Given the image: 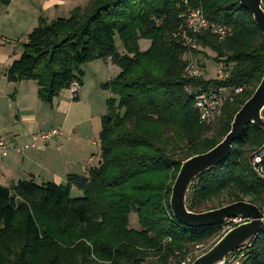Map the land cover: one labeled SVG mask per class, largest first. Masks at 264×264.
Here are the masks:
<instances>
[{"label":"trees","instance_id":"16d2710c","mask_svg":"<svg viewBox=\"0 0 264 264\" xmlns=\"http://www.w3.org/2000/svg\"><path fill=\"white\" fill-rule=\"evenodd\" d=\"M184 1L87 0L66 18H40L27 35L5 75L10 82L34 81L44 104L51 105L74 81L82 86L87 62L109 58L119 72L102 83L113 97L100 121L99 161L87 175L67 174L59 184H0V264H132L151 249L165 260L222 229L179 223L169 206L171 185L183 160L224 137L264 76V37L237 0H186L230 28L223 40L209 31L197 34L198 49L225 62L227 77H189L177 35ZM140 39L150 41L146 50H140ZM218 85L244 88L224 105L216 125H202L193 96ZM263 143L262 130L245 126L229 157L193 180L187 208L204 211L203 204L222 195L227 204L247 197L263 207L264 180L252 164L264 152ZM260 167L264 173V153ZM73 190L81 195L72 197ZM131 212L139 228L130 227ZM250 243L245 263L264 264V226Z\"/></svg>","mask_w":264,"mask_h":264},{"label":"crops","instance_id":"0c3cea01","mask_svg":"<svg viewBox=\"0 0 264 264\" xmlns=\"http://www.w3.org/2000/svg\"><path fill=\"white\" fill-rule=\"evenodd\" d=\"M86 1L0 0V138L10 146L7 156L0 161V184L3 186L29 179L40 184L50 181L51 176V182L59 184L61 176L54 173L59 171L63 176L71 173L87 175L84 165L88 164L89 169L94 166L95 158L90 155L82 164L83 173L67 172V168L75 165L82 156L78 151L67 154L73 160H67L66 156L57 159L46 142L30 145L32 136L48 131L44 128L51 121L50 110L54 109L57 97L51 105L44 104L37 96V85L32 81L10 82L5 75L11 63L20 56L27 35L37 26L40 18H66L73 8ZM73 98H79L78 92ZM59 165H64L65 169L56 168Z\"/></svg>","mask_w":264,"mask_h":264},{"label":"water","instance_id":"95a60500","mask_svg":"<svg viewBox=\"0 0 264 264\" xmlns=\"http://www.w3.org/2000/svg\"><path fill=\"white\" fill-rule=\"evenodd\" d=\"M249 11L253 21L264 37V9L262 0H237ZM264 76L249 98L235 112L229 131L206 152L192 155L180 164L171 186L169 206L173 217L188 228L222 226L227 219L241 217L246 221L225 231L219 239L191 264H218L234 249L250 243L261 231L264 223L261 211L256 205L245 200L232 202L200 212L190 211L186 196L195 178L225 161L245 126L252 124L264 133ZM262 148H264V143Z\"/></svg>","mask_w":264,"mask_h":264},{"label":"rangeland","instance_id":"374dc122","mask_svg":"<svg viewBox=\"0 0 264 264\" xmlns=\"http://www.w3.org/2000/svg\"><path fill=\"white\" fill-rule=\"evenodd\" d=\"M138 45L140 50H146L150 45V41L140 39ZM115 47L119 53L124 52V47L117 37L115 38ZM199 50L196 55L198 57V63L203 68V75L211 77L213 76L214 68L218 64V61L214 59L215 54L207 49L201 48ZM81 69L83 72L81 77L83 85L78 91L79 98H73L76 96V93L72 94L70 91L65 92L62 90L56 98L54 109L50 110L52 114L51 121L44 128V130L60 128L64 133V136L55 137L46 141L47 145L50 146L49 149L53 150V156L55 158L59 159L60 157L66 156L67 160H73L72 157L67 155L71 154L72 151H78L82 155L75 165L66 170L67 172L80 174L83 173L82 164H85L90 155H93L95 158L93 159V165L96 166L98 164L100 121L106 111L107 99L113 97L109 90L102 87V83L113 79L119 72V67L113 64L110 59L106 58L87 62ZM32 82V84L36 85L34 81ZM68 135L70 136L69 139L66 138ZM87 166L88 164H86V170L89 169V166L88 168ZM56 168L64 170L65 166L59 165ZM54 174H60V183L66 182V176H63L62 173L58 171ZM49 179L53 181L52 176ZM80 195L81 193L78 190L71 192L72 197H78ZM243 200H247V197ZM227 201L226 195H222L219 198L203 204L201 210L220 207L227 204ZM129 225L132 228H139L137 216L134 212H131L129 215ZM225 231L227 230L222 228L215 237L201 241L198 244L190 245L186 251L188 250L192 254L194 260L206 252ZM150 255H152L151 252Z\"/></svg>","mask_w":264,"mask_h":264},{"label":"built area","instance_id":"2783aa9c","mask_svg":"<svg viewBox=\"0 0 264 264\" xmlns=\"http://www.w3.org/2000/svg\"><path fill=\"white\" fill-rule=\"evenodd\" d=\"M185 9L181 16L183 17L182 24L180 26V31L177 34L185 48L186 52V66L185 74L189 77H199L203 75V68L197 61L196 50L197 45V34L200 31H209L217 36L219 40H223L226 36L230 34V28L222 25L214 20L207 18L202 11L200 6L191 7L187 5V1L184 2ZM228 66L225 62H218L217 66L214 68L213 77L218 80H224L227 77ZM243 85L241 86H209L203 91H199L194 94V106L198 112L199 123L205 126H212L222 115L223 107L228 102L233 100V98L242 92ZM80 89V85L74 81L69 87L72 94H75ZM63 133L60 129L52 128L46 132H40L37 135L31 137V146L37 144V142H46L56 136H61ZM70 136L67 137L69 139ZM10 146L6 144L4 140L0 138V161L3 160L8 152ZM264 152L258 155H254L252 158V164L256 173L264 180V173L260 167L261 158ZM85 172L86 165H84ZM261 219L264 223V205L260 208ZM247 219L241 217H233L227 219V221L222 225L224 230H228L233 226H236ZM251 243L242 245L233 251H231L221 262L218 264H246L245 260L248 257L249 246ZM151 253L153 250L151 249ZM150 255V253H149ZM146 256L143 259L134 261L132 264H190L193 261V256L189 251H174L165 260H160L161 255L153 254ZM160 260V261H159Z\"/></svg>","mask_w":264,"mask_h":264}]
</instances>
